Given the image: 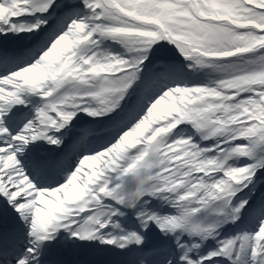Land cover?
<instances>
[{"label":"snow or ice","instance_id":"1","mask_svg":"<svg viewBox=\"0 0 264 264\" xmlns=\"http://www.w3.org/2000/svg\"><path fill=\"white\" fill-rule=\"evenodd\" d=\"M0 264H264V0H0Z\"/></svg>","mask_w":264,"mask_h":264}]
</instances>
